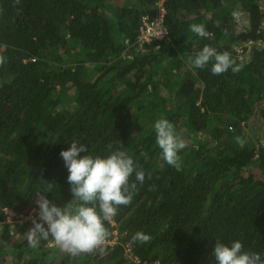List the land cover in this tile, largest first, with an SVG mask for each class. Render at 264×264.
I'll list each match as a JSON object with an SVG mask.
<instances>
[{"label": "trees", "instance_id": "1", "mask_svg": "<svg viewBox=\"0 0 264 264\" xmlns=\"http://www.w3.org/2000/svg\"><path fill=\"white\" fill-rule=\"evenodd\" d=\"M157 2L0 0V264H135L126 244L146 264H215L216 240L264 259V0H164L166 37L139 47L140 17ZM237 13L247 22L239 31ZM204 46L241 71L195 68ZM251 117L260 123L249 135ZM160 118L186 144L179 171L156 145ZM73 140L86 145L81 156L124 151L145 174L143 184L130 177L131 203L91 254L27 241L37 193L78 204L59 156ZM137 232L150 242H134Z\"/></svg>", "mask_w": 264, "mask_h": 264}, {"label": "clouds", "instance_id": "2", "mask_svg": "<svg viewBox=\"0 0 264 264\" xmlns=\"http://www.w3.org/2000/svg\"><path fill=\"white\" fill-rule=\"evenodd\" d=\"M18 2V0H17ZM191 32L202 38H211L202 24H191ZM212 61L211 73L221 75L229 69L239 72L242 65L236 64L228 52H218L211 46L199 50L191 63L202 69ZM4 58L0 57V64ZM156 145L161 150V158L177 171L181 169L178 152L186 147L185 142L176 134L174 125L167 119L160 118L154 122ZM242 147L244 141L237 138ZM111 147V145H109ZM88 152L84 143L73 140L67 149H62L59 156L67 169V182L72 198L78 204L71 203L57 206L51 203L43 192L36 194L35 203L39 219L32 220V227L27 231L30 246H36L41 239L52 238L54 245L70 255L91 254L103 251L102 245L108 236L105 227L117 214L120 206L131 203L136 183H130L135 173V181L143 184L145 174L134 160L124 151L116 150L107 157H93L80 153ZM145 155V153H142ZM47 184V183H46ZM97 209L99 211H97ZM132 240L148 243L150 235L137 232ZM239 240L225 244L216 240L213 247L215 264H264L259 253L243 251Z\"/></svg>", "mask_w": 264, "mask_h": 264}, {"label": "built area", "instance_id": "3", "mask_svg": "<svg viewBox=\"0 0 264 264\" xmlns=\"http://www.w3.org/2000/svg\"><path fill=\"white\" fill-rule=\"evenodd\" d=\"M164 0H158L157 11L154 15L142 14L140 17L139 32L137 35L136 43L141 47L144 43H148L151 40L163 39L167 35V29L164 25L165 19V8L163 4ZM7 209L5 208V211ZM14 217L15 214L13 213ZM19 217V216H17ZM124 253L130 258L135 264H146L140 262L139 258L132 253L129 244L125 245ZM159 264V263H157Z\"/></svg>", "mask_w": 264, "mask_h": 264}, {"label": "rangeland", "instance_id": "4", "mask_svg": "<svg viewBox=\"0 0 264 264\" xmlns=\"http://www.w3.org/2000/svg\"><path fill=\"white\" fill-rule=\"evenodd\" d=\"M246 17H245V15H243V14H240V13H237L236 14V26H235V28H236V30L237 31H239V30H241L245 25H246ZM257 44H259V45H264V40H259L258 42H257ZM237 48H240L239 46L237 47ZM71 56H73V54H71ZM186 67V66H185ZM183 69H185V68H183ZM260 123V120L259 119H257L256 117H251L250 119H248L246 122H245V124H244V131L247 133V134H249V135H252V128L257 124H259ZM6 214H7V220L8 221H14V220H16V219H14V216H12L13 215V212L11 211V210H9V209H7L6 210ZM19 221H21L20 219H19Z\"/></svg>", "mask_w": 264, "mask_h": 264}]
</instances>
